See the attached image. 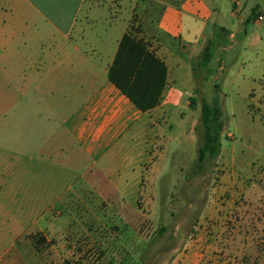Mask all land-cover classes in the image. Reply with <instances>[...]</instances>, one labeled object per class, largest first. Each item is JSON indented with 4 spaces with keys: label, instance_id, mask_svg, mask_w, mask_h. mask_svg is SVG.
<instances>
[{
    "label": "rangeland",
    "instance_id": "obj_1",
    "mask_svg": "<svg viewBox=\"0 0 264 264\" xmlns=\"http://www.w3.org/2000/svg\"><path fill=\"white\" fill-rule=\"evenodd\" d=\"M170 1L85 0L83 11L103 9L154 47L153 29ZM207 1L235 36L213 33V59L203 70L195 66L198 57L189 64L184 56L180 68L191 83L179 81L177 88L185 116L200 117L201 99L221 100L227 139L220 157L198 175L189 167L180 185L164 178L138 187L143 194L114 205L120 206L114 216L96 212L93 201L51 202L50 144L44 143L50 108L16 106L0 121V160L13 163L11 170L0 167V193L20 164L24 195L0 196V264H264V0ZM16 92L8 89L7 96L29 102L36 94ZM195 135L199 146L196 129ZM43 146L47 153L38 155ZM212 198L225 202L217 217L206 210Z\"/></svg>",
    "mask_w": 264,
    "mask_h": 264
},
{
    "label": "crops",
    "instance_id": "obj_2",
    "mask_svg": "<svg viewBox=\"0 0 264 264\" xmlns=\"http://www.w3.org/2000/svg\"><path fill=\"white\" fill-rule=\"evenodd\" d=\"M84 2L0 0V121L30 102L50 108V139L44 140L50 151L36 150L50 154V201H93L99 203L96 212L114 216L120 210L114 205L133 201L138 187L157 186L164 178L180 185L189 167L193 174L199 118L179 111L177 83H191L180 67L184 56L189 64L199 56L216 30L229 39L235 35L207 0L167 2L151 41L167 68L166 87L159 105L143 113L107 77L128 26L106 18L103 9L84 12ZM8 89L35 91V98L8 97ZM16 114L21 123L23 110ZM1 162L11 170L12 162ZM13 167L1 198L24 195L18 187L25 171ZM224 205L212 198L206 210L217 217Z\"/></svg>",
    "mask_w": 264,
    "mask_h": 264
},
{
    "label": "trees",
    "instance_id": "obj_3",
    "mask_svg": "<svg viewBox=\"0 0 264 264\" xmlns=\"http://www.w3.org/2000/svg\"><path fill=\"white\" fill-rule=\"evenodd\" d=\"M257 9L258 7H254L250 16H254ZM212 46L213 43L209 40L197 58V69H205L212 61ZM193 71L195 73V68ZM107 77L140 112L145 113L157 107L162 99L167 68L151 50L150 45L129 28L119 41ZM216 92L220 93V90ZM192 102L193 99H190V106ZM223 116L221 100L215 98L209 103L201 99L199 123L196 128V131L200 132L201 143L192 166L194 174L201 173L207 166L211 167L212 162L219 156L221 140L227 139Z\"/></svg>",
    "mask_w": 264,
    "mask_h": 264
},
{
    "label": "built area",
    "instance_id": "obj_4",
    "mask_svg": "<svg viewBox=\"0 0 264 264\" xmlns=\"http://www.w3.org/2000/svg\"><path fill=\"white\" fill-rule=\"evenodd\" d=\"M259 19H261V16H259Z\"/></svg>",
    "mask_w": 264,
    "mask_h": 264
}]
</instances>
